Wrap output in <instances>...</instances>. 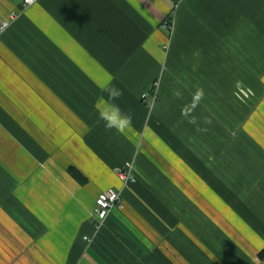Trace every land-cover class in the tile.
I'll use <instances>...</instances> for the list:
<instances>
[{
	"label": "crops",
	"instance_id": "0c3cea01",
	"mask_svg": "<svg viewBox=\"0 0 264 264\" xmlns=\"http://www.w3.org/2000/svg\"><path fill=\"white\" fill-rule=\"evenodd\" d=\"M20 2L0 0L20 10L0 33V264H264V0ZM111 85L123 131L99 118Z\"/></svg>",
	"mask_w": 264,
	"mask_h": 264
},
{
	"label": "built area",
	"instance_id": "2783aa9c",
	"mask_svg": "<svg viewBox=\"0 0 264 264\" xmlns=\"http://www.w3.org/2000/svg\"><path fill=\"white\" fill-rule=\"evenodd\" d=\"M36 0H21L20 5L21 9L26 6L31 5ZM20 13L19 9L11 10L8 17L0 20V33L7 29L12 20ZM165 24L168 27H172L171 22L168 20L165 21ZM154 90L150 96V99L146 102L149 107H152L153 103L156 100V83L154 84ZM148 94H142V98L146 100ZM118 177L122 182L123 186L128 185L130 182L134 181V175L130 169H119L117 171ZM115 206H121V191L119 189H108L100 193L95 199V206L92 210L93 215L99 220H103V218L107 215V213Z\"/></svg>",
	"mask_w": 264,
	"mask_h": 264
},
{
	"label": "clouds",
	"instance_id": "9594fccd",
	"mask_svg": "<svg viewBox=\"0 0 264 264\" xmlns=\"http://www.w3.org/2000/svg\"><path fill=\"white\" fill-rule=\"evenodd\" d=\"M102 87L108 93V97L101 100L103 107L99 111V118L104 121L106 129L123 131L126 126L131 124L132 117L124 112L119 103L115 102L122 95V90L116 85Z\"/></svg>",
	"mask_w": 264,
	"mask_h": 264
},
{
	"label": "trees",
	"instance_id": "16d2710c",
	"mask_svg": "<svg viewBox=\"0 0 264 264\" xmlns=\"http://www.w3.org/2000/svg\"><path fill=\"white\" fill-rule=\"evenodd\" d=\"M259 256H260L261 258H264V248L259 252Z\"/></svg>",
	"mask_w": 264,
	"mask_h": 264
},
{
	"label": "rangeland",
	"instance_id": "374dc122",
	"mask_svg": "<svg viewBox=\"0 0 264 264\" xmlns=\"http://www.w3.org/2000/svg\"><path fill=\"white\" fill-rule=\"evenodd\" d=\"M169 22H171L170 20H168ZM171 25H172V23H171ZM167 26V25H166ZM168 27V26H167ZM170 28V27H169ZM156 99H157V97H156Z\"/></svg>",
	"mask_w": 264,
	"mask_h": 264
}]
</instances>
